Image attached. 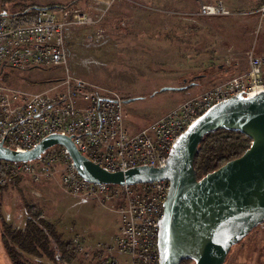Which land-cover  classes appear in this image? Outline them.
<instances>
[{"label": "built area", "instance_id": "built-area-1", "mask_svg": "<svg viewBox=\"0 0 264 264\" xmlns=\"http://www.w3.org/2000/svg\"><path fill=\"white\" fill-rule=\"evenodd\" d=\"M95 14L77 3L56 9L36 8L20 14H0V68L62 66L64 76L48 88L26 91L0 83V143L15 151L34 148L46 135L69 136L77 151L109 172L135 166L162 168L177 136L213 103L236 94L264 90V55L246 53L244 70L222 79L137 130H129L122 115V99L114 92L71 76L66 64L67 27L100 22L116 0H90ZM196 15L222 16L230 12L220 3L194 0ZM167 11L173 13L171 7ZM255 12L264 16V0ZM9 177L41 182L57 176L66 194L94 199L112 211L118 226L109 239L88 242L74 234L69 251L85 264H158L157 223L163 214L166 180L134 184L95 183L75 171L66 148L52 145L37 158L2 164ZM264 225V220L259 223Z\"/></svg>", "mask_w": 264, "mask_h": 264}, {"label": "rangeland", "instance_id": "rangeland-1", "mask_svg": "<svg viewBox=\"0 0 264 264\" xmlns=\"http://www.w3.org/2000/svg\"><path fill=\"white\" fill-rule=\"evenodd\" d=\"M71 1L0 0V13L15 14ZM75 1L95 14L91 8L94 2ZM219 1L229 14L196 15L194 0H116L100 22L66 28L65 67L71 76L119 95L125 126L137 130L202 88L228 77V73L222 77L218 64L234 63L242 69L247 51L264 55V16L255 12L259 0ZM168 3H172L173 13L167 11ZM63 76L62 66L57 65L3 66L0 83L34 92ZM191 79L195 84H187ZM163 87L175 89L161 90ZM25 203L48 220L62 240L74 234L90 243L106 240L118 226L112 211L94 199L63 193L54 176L37 183L19 177L17 183L2 189L0 227L1 221L21 227ZM0 264H11L1 237ZM222 264H264V225L255 226L231 245Z\"/></svg>", "mask_w": 264, "mask_h": 264}, {"label": "water", "instance_id": "water-1", "mask_svg": "<svg viewBox=\"0 0 264 264\" xmlns=\"http://www.w3.org/2000/svg\"><path fill=\"white\" fill-rule=\"evenodd\" d=\"M217 129L238 131L250 143L238 157L197 177L193 168L197 145L203 135ZM56 144L66 148L76 173L86 181L119 185L168 182L157 223L158 264H222L231 245L264 220V90L236 94L209 106L177 136L162 168L106 171L61 134L46 135L34 148L22 152L0 143V160H31Z\"/></svg>", "mask_w": 264, "mask_h": 264}, {"label": "trees", "instance_id": "trees-1", "mask_svg": "<svg viewBox=\"0 0 264 264\" xmlns=\"http://www.w3.org/2000/svg\"><path fill=\"white\" fill-rule=\"evenodd\" d=\"M74 2L75 0L66 5L53 4L44 8L66 7ZM25 11L27 10L20 13ZM233 65L234 63L231 66L218 64L217 67L222 72V77H225L226 73L230 77L245 69V67L238 69ZM1 70L2 67L0 68V73ZM189 83H195V80L191 79L187 82V84ZM124 99L126 100L127 98ZM249 143L250 140L238 131L217 129L206 133L199 141L197 152L193 158V168L197 177H201L207 172L218 168L226 161L238 157L248 147ZM2 164L3 161L0 160V191L8 184L17 183L19 179V177H9L5 183H1V179L4 176ZM23 212L25 218L21 227L1 221V242L11 264H73L74 262L79 264V258L69 251L68 239H60L55 233L53 225L48 220L42 218L41 215L34 211L32 206L26 203L23 204ZM181 264H188V261H182Z\"/></svg>", "mask_w": 264, "mask_h": 264}, {"label": "crops", "instance_id": "crops-1", "mask_svg": "<svg viewBox=\"0 0 264 264\" xmlns=\"http://www.w3.org/2000/svg\"><path fill=\"white\" fill-rule=\"evenodd\" d=\"M210 1H211V0H210ZM260 1H261V0H259V2H260ZM212 2H220V3L224 6V4H223L221 1H219V0H213ZM259 2H258V5L260 4ZM75 3H77L78 5H80L77 1H75ZM258 5H257V6H258ZM169 7H171V8L173 9V7H172V3H168L167 8H169ZM224 7H225V6H224ZM225 8H226V7H225ZM256 8H257V7H256ZM256 8H255V9H256ZM226 9H227V8H226ZM227 10H228V9H227ZM193 84H195V83H193ZM207 88H208V87H207ZM205 89H206V88H202L198 93H196V94H194V95H192V96L198 95L199 93H201V92L204 91ZM192 96H191V97H192ZM188 98H190V97H188ZM188 98H187V99H188Z\"/></svg>", "mask_w": 264, "mask_h": 264}]
</instances>
